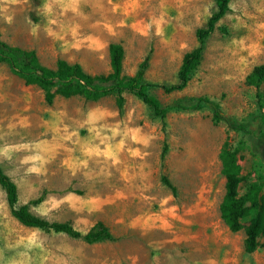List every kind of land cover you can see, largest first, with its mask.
<instances>
[{"label":"rangeland","instance_id":"obj_1","mask_svg":"<svg viewBox=\"0 0 264 264\" xmlns=\"http://www.w3.org/2000/svg\"><path fill=\"white\" fill-rule=\"evenodd\" d=\"M217 9V0H0L2 39L36 51L44 66L65 60L109 74V47L117 43L125 49L124 75L135 76L149 56L148 92L168 109L165 136L161 120L133 94L124 95L123 108L116 96L58 95L49 104L41 88L0 63V167L18 185L19 205L43 197L31 206L37 217L83 234L102 221L114 237L90 245L27 228L0 186V264H264V248L246 253L245 231L232 233L220 212L227 141L238 151L240 195L253 183L264 194V109L256 98L259 91L264 101V84L247 83L264 64V0H232L187 88H162L178 82L197 31ZM201 97L254 134L215 124L211 107L172 108Z\"/></svg>","mask_w":264,"mask_h":264},{"label":"trees","instance_id":"obj_2","mask_svg":"<svg viewBox=\"0 0 264 264\" xmlns=\"http://www.w3.org/2000/svg\"><path fill=\"white\" fill-rule=\"evenodd\" d=\"M232 0H217V11L208 19L206 27L197 31L198 45L188 52L183 59L179 72L178 82L172 86H163L167 94L183 91L190 83L191 76L201 65L207 39L212 36L219 22L230 11ZM111 72L109 74L92 75L87 73L81 64H71L65 60L57 61L55 68L44 66L34 50H25L11 46L2 39L0 32V63L8 64L12 72L24 80L28 86H38L45 93L47 103L52 104L56 96L64 98L83 97L88 101H100L109 96H116L117 103L123 108L124 95L130 93L138 97L145 105L150 107L156 118L162 122V131L165 136L168 132V109L163 108L160 101L148 92V84L145 83V73L149 66V56L140 65L135 76H126L123 73L125 49L121 44L113 43L109 47ZM247 83L256 88L264 84V64L256 67L248 76ZM258 105L264 109L262 94L256 93ZM204 107L213 110L215 124L225 122L229 129L246 135H253L242 124H235L226 117L219 104L207 97L196 100L181 101L173 105L181 111H200ZM264 140V134L260 136ZM169 146L165 142L162 152V160L167 157ZM220 158L222 161V173L226 178V192L220 206L221 218L232 233L245 231L246 238L244 248L246 253L253 254L260 247L264 248V194L263 186L253 183L247 192L241 196L240 186L244 182L242 168L238 164V151L232 149L225 142ZM164 183L174 194L177 189L167 177ZM0 186L6 193L8 205L12 216L23 226L38 229L47 233L64 234L73 239L83 240L93 245L103 241H113L114 237L104 222H97L86 234L75 229L70 223L49 222L37 217L31 212L32 205H38L43 197L25 205H19L18 185L0 167ZM263 240L261 243L260 240Z\"/></svg>","mask_w":264,"mask_h":264}]
</instances>
